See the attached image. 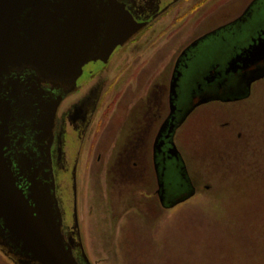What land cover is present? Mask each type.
Instances as JSON below:
<instances>
[{"label": "flooded vegetation", "instance_id": "1", "mask_svg": "<svg viewBox=\"0 0 264 264\" xmlns=\"http://www.w3.org/2000/svg\"><path fill=\"white\" fill-rule=\"evenodd\" d=\"M240 1L242 2L233 0L232 3ZM92 2L98 10L123 7L142 28L132 36L125 32L109 36L105 25L98 23L91 60L82 68V73L76 81L46 80L29 66L12 68L9 74L13 76L17 96L7 101L8 107L11 108L5 118H8V122L3 124L4 120L0 118V153L8 159L13 170L17 171L18 157H28L29 149L32 148L34 152L36 145L33 146L25 128V124L29 125L30 120L25 117L16 118L15 114L18 113L20 98L25 96L23 106H28L27 90L30 87L33 89L35 85L43 100L55 102L56 106L52 137L48 138L44 145L50 150V166L54 180L55 174H60L75 191V179L83 162H86L91 175L102 177L104 174L105 179L113 181L129 176L131 171L137 169L145 173L150 151L157 187L159 177L164 174L165 178V205L160 201L159 187L156 191L160 205L162 208L172 209V203L189 197L190 193H194L193 197L198 193V187L191 177L180 148V133L194 125L201 115L205 114L207 118V112L212 106L237 107L246 104L253 97L257 87L264 82L263 78L249 86L248 81L244 79V72L225 74L235 56L263 37L264 0H245L239 4L236 11H232L234 4L227 3V0ZM175 27L177 31L174 34ZM188 27L192 28L193 38L178 47L170 62L172 70L167 85L168 106L166 113L161 114L158 96H161V93L157 91L156 83L147 85V63H140L141 56H136L134 60L130 58L135 53L156 45L160 46V50L166 48L168 37H178ZM163 42L165 43L162 45ZM200 48H226L233 50L234 54L226 63H205L207 70H200V77L194 79L192 66ZM134 69H137L135 88L129 82L133 79ZM176 69L181 73V77L176 101L177 110L173 116L170 88ZM8 90L10 88L6 87V91ZM4 103L6 104L5 100ZM159 141L163 145L156 168L154 149ZM174 146L180 153L179 158L169 154ZM65 197L64 200L69 202L66 215L70 216L72 199L69 193ZM60 213L63 214L62 210ZM63 225L67 223L63 221L62 216V233L65 239Z\"/></svg>", "mask_w": 264, "mask_h": 264}, {"label": "rangeland", "instance_id": "2", "mask_svg": "<svg viewBox=\"0 0 264 264\" xmlns=\"http://www.w3.org/2000/svg\"><path fill=\"white\" fill-rule=\"evenodd\" d=\"M242 2L232 3V11ZM192 33L185 28L168 37L166 48L156 45L130 58L147 63V85L156 83L161 93V114L168 106L170 62ZM233 54L200 48L192 76L199 78L205 63H226ZM133 71L128 81L135 88ZM207 113L179 137L198 193L172 209L160 205L150 151L145 173L137 169L117 181L91 175L86 162L75 191L55 174L65 239L79 264H264V82L246 104L212 106ZM0 264L23 263L0 247Z\"/></svg>", "mask_w": 264, "mask_h": 264}, {"label": "water", "instance_id": "3", "mask_svg": "<svg viewBox=\"0 0 264 264\" xmlns=\"http://www.w3.org/2000/svg\"><path fill=\"white\" fill-rule=\"evenodd\" d=\"M100 22L109 36L120 32L132 36L142 28L123 7L98 10L92 0H0V118L3 124L8 122L5 118L8 110L11 111L7 101L17 96L10 70L29 66L46 80L76 81L91 60ZM238 71L244 72L249 86L264 78V35L235 56L225 74ZM180 77L176 69L170 88L173 116L177 110ZM6 87L10 90L6 91ZM40 93L37 86L30 87L28 106H23L26 97L20 98L15 114L16 118L30 120L25 128L33 146L36 145L34 152L32 148L28 157H18L17 171L0 153V246L23 264H79L62 233L50 150L44 147L52 137L56 106L55 102H45ZM165 129L166 125L163 132ZM162 145L159 141L154 149L156 168ZM169 154L174 158L180 155L175 146ZM158 187L160 201L165 205L164 174L158 179ZM193 194L172 203V207L192 198Z\"/></svg>", "mask_w": 264, "mask_h": 264}]
</instances>
